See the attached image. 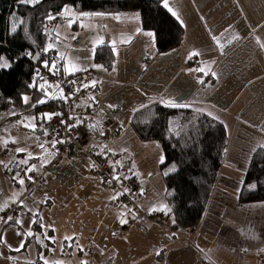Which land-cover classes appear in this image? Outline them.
<instances>
[{
  "label": "crops",
  "instance_id": "1",
  "mask_svg": "<svg viewBox=\"0 0 264 264\" xmlns=\"http://www.w3.org/2000/svg\"><path fill=\"white\" fill-rule=\"evenodd\" d=\"M165 1L171 14L176 8L187 12V21L172 14L184 27V38L179 48L165 54H158L156 44L151 52L150 45L141 65L145 74L154 73L145 83L142 77L128 78V69L117 75V63L97 74L94 54L89 62L76 57L75 64L80 70L94 66L100 85L90 101L108 105L103 104L108 112L98 120L111 119L118 132L111 160L120 154L131 158L141 186L138 209L122 205L110 187H103L88 160L64 159L53 165L47 145L37 148L32 137L34 143L21 147L0 133V264H264V202L239 203L252 158L264 149V0H190L182 9ZM117 16L138 20L136 14L113 18ZM139 36L131 35L127 46H141ZM143 39L154 44L152 36ZM100 46L114 47L110 41ZM134 85L140 87L134 96L127 93L124 102L116 100ZM153 104L206 114L221 122L229 136L218 182L194 232L172 231L176 225L169 217L160 171L162 149L157 142L139 140L131 127L135 113ZM43 125L38 122L27 132L40 136ZM13 158L28 160L23 185L8 174Z\"/></svg>",
  "mask_w": 264,
  "mask_h": 264
},
{
  "label": "trees",
  "instance_id": "2",
  "mask_svg": "<svg viewBox=\"0 0 264 264\" xmlns=\"http://www.w3.org/2000/svg\"><path fill=\"white\" fill-rule=\"evenodd\" d=\"M165 0H39L31 4L22 0H0V127H12L20 118L23 97L36 102L44 98L36 73L45 62L55 63V75L64 81L62 60L57 50L49 48L51 29L64 8L77 12L115 16L139 15L142 28L155 36L158 54L179 48L184 27L163 5ZM52 17V19H49ZM15 29V31H13ZM5 58L11 67L2 68ZM116 56L111 46L95 49L94 65L111 70ZM45 69L49 71V68ZM51 73V72H50ZM45 90L47 88L43 87ZM36 106V113H61L64 104L49 99ZM42 134L45 122H39ZM131 127L143 142H157L163 152L166 200L169 217L178 229H197L206 214L224 163L229 136L225 126L214 118L186 108L153 104L135 113ZM169 168H172L169 171ZM264 202V149L253 156L240 191V205Z\"/></svg>",
  "mask_w": 264,
  "mask_h": 264
},
{
  "label": "built area",
  "instance_id": "3",
  "mask_svg": "<svg viewBox=\"0 0 264 264\" xmlns=\"http://www.w3.org/2000/svg\"><path fill=\"white\" fill-rule=\"evenodd\" d=\"M57 24L58 20H54L53 25ZM36 78L40 85L53 89V92L55 86H59L67 97L66 100L53 99L62 102L64 109L45 123L44 129L48 134L44 132L41 137L42 142L52 151V164L59 165L64 159L88 160L102 186L110 187L122 205L137 210L141 186L132 169L131 158L120 154L111 160L109 153L118 132L112 130L114 122L111 119L98 120L102 113L108 112V108L98 107L90 101V96L100 85L94 66L80 70L67 82L48 72L45 67L36 73ZM54 140H62L63 143L52 147ZM20 161L13 158L8 165V174L13 181L24 176L25 166ZM115 176L119 179H114ZM172 231L176 233L177 227L174 226Z\"/></svg>",
  "mask_w": 264,
  "mask_h": 264
},
{
  "label": "rangeland",
  "instance_id": "4",
  "mask_svg": "<svg viewBox=\"0 0 264 264\" xmlns=\"http://www.w3.org/2000/svg\"><path fill=\"white\" fill-rule=\"evenodd\" d=\"M179 3V8L182 9L183 5H187L188 1L190 0H171ZM32 4V3H31ZM164 4H167L169 6L170 2L167 3V1L164 2ZM189 5V4H188ZM65 9H68L69 11L65 12ZM136 14V13H132ZM176 14L182 21H187L186 15L187 12L184 11H178L176 8ZM99 14H94L91 12H77L74 10L73 7L68 6L63 9L61 15L58 19V24L54 26L53 29H51L50 35H51V41L50 44L52 45L51 48H54L57 50L58 56L63 57V65L64 67L71 68L73 64H76V57L78 61H87L89 62L92 60V56L95 53V47H97L99 44H102L103 42L110 41L111 44H113V50L116 56L115 64L117 63L119 65L117 75L123 76L125 74L124 71L128 69V78H135L137 80L136 76L142 77L141 83H145L149 77H151V74H153L154 70L150 73L145 74L143 71V67L141 65V57H144L145 52H148L151 49L153 52L155 50V40L154 44L153 42H147L143 39L145 35L152 36L155 38L154 33L151 31L143 30L141 27V22L139 19V15L137 17V21L130 20H119L117 16L116 18H113L111 16V19H117L112 20H106L105 17H99ZM109 17V16H107ZM186 18V19H185ZM71 19L73 22L71 24L68 23V20ZM134 19V15L133 18ZM124 21V22H123ZM139 21V22H138ZM140 25H139V24ZM141 29V30H140ZM136 30H140L141 32H137ZM131 35L134 36V38H138L139 40H142L141 46L140 44L136 45L135 48L132 49V47L127 46L128 42L132 39ZM126 41V42H125ZM140 48L141 55L138 57V51ZM137 52L136 54L130 56L128 52ZM152 59V57H149ZM6 65V66H5ZM11 67V64L5 59H2V68L8 70ZM97 69L96 72L99 74V70L103 69V66L96 65ZM133 76V77H132ZM153 77V75H152ZM130 78V79H131ZM139 80V79H138ZM137 82V81H135ZM137 88L132 86L129 88H124V92H120L119 97L116 100H120L124 102L125 100V94H129L130 96H134L137 93V90L140 89L137 85H134ZM47 92L49 95L53 92V89H48ZM96 102L99 103V106H103L104 102L99 101L96 99ZM38 104L31 100L30 97H28V103H25L24 107L21 108L20 113L21 116L19 119L15 120L13 122L12 129L7 128L6 126L0 127V133L2 134L1 137H3L4 140L15 139V141L19 142L20 146L23 147L27 142L31 141L35 143L37 148H45L44 143L42 142V135L40 136L35 133H28V129H36V124L38 122H47L49 119L45 118L43 116L44 113L48 112H38L36 113V106ZM108 106L107 104H104ZM111 110V109H110ZM110 113H113V111ZM109 113V118H112V115ZM125 117V115H124ZM127 117V116H126ZM34 126V127H33ZM34 139H33V138ZM2 139V138H1ZM20 140V141H19ZM43 145V147H41ZM11 155H15L13 152L10 153ZM172 168H169V171H171ZM161 171V175L164 173V171ZM191 232H194L192 230ZM185 239V238H184Z\"/></svg>",
  "mask_w": 264,
  "mask_h": 264
},
{
  "label": "snow or ice",
  "instance_id": "5",
  "mask_svg": "<svg viewBox=\"0 0 264 264\" xmlns=\"http://www.w3.org/2000/svg\"><path fill=\"white\" fill-rule=\"evenodd\" d=\"M22 2H24V3H32V4H34V3L39 2V0H22ZM165 7H167V4H165ZM67 11H69V10H68V9H65V12H67ZM169 11H171V9H169ZM172 14H173V15H176L175 12H173ZM49 19H52V17H49ZM72 22H73V21H72L71 19L68 20V23H69V24H71ZM13 31H15V29H13ZM214 39H215V38H214ZM48 47L51 48L52 45L49 44ZM193 55H195V53H193ZM63 59H64V58L61 57V60H62V61H63ZM5 66H6V65H5ZM44 67L49 68V71H50L52 74H55L56 71H57V66H56L55 63H53V64H51V66H49V64H48L47 62H45ZM62 70H63L64 72H67V73H69V74H72L74 71H79L80 69L77 68V67H75V65L73 64V66H72L71 68L62 66ZM200 71H202V69H201ZM212 75H215V74L213 73ZM200 82L203 83V81H200ZM94 83H95V82H93V84H94ZM86 86H87V85H86ZM40 88H41V90L44 92V98H42L41 100L37 101V103H39V104L47 103L49 99H63V100H66V99H67V97H65V96L63 95V91H62V89L59 88V86H55L56 90H55L54 92H52L51 95H49V93L47 92V90H45V89L43 88V85H40ZM23 100H24L25 103H28V97H27V96L23 97ZM167 103H169L171 106H176V105H174L171 101H168ZM110 107H111V106H110ZM55 115H59V114H58V113H44V114H43V116H44L45 118H47V119H51V118H52L53 116H55ZM61 122L63 123V121H61ZM33 127H34V126H33ZM69 127H71V126H69ZM47 134H48L47 131H45V135H47ZM57 143H63V141H62V140H59V141L54 140V141H52V147H55V145H56ZM41 147H43V145H41ZM23 151H24V149H17V152H23ZM29 157H31V154H29ZM20 163H21V164H27V163H28V160H27V159H22V160L20 161ZM34 167H35L34 165L31 166V167H29V168L27 169V171H28V172L32 171V169H33ZM25 174H27V172H26ZM28 178H29V180L32 179L30 176H29ZM114 179H119V177H118V176H115ZM24 182H25V181H24L23 178H19V183H20L21 185H23ZM2 210H3V209H0V211H2ZM7 219H8V220H12V217H8ZM122 222H123V221H122ZM17 223H19V221H17ZM41 227H43V225H41ZM29 235H32V233L30 232ZM48 238H49V239H52L51 237H48ZM65 239H68V238L66 237ZM20 247L23 248V247H24V244L22 243ZM17 250H20V249H17ZM42 258H43V257H42ZM45 264H47V260H45Z\"/></svg>",
  "mask_w": 264,
  "mask_h": 264
}]
</instances>
